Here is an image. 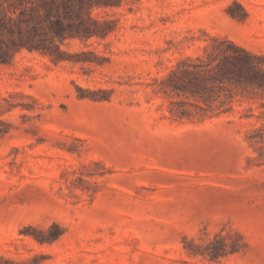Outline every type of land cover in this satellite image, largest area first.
Segmentation results:
<instances>
[{"label":"rangeland","instance_id":"374dc122","mask_svg":"<svg viewBox=\"0 0 264 264\" xmlns=\"http://www.w3.org/2000/svg\"><path fill=\"white\" fill-rule=\"evenodd\" d=\"M95 13L117 29L64 46L82 61L23 51L0 65V264H264L249 104L180 120L159 91L212 36L264 54V0ZM214 242L226 253L211 260Z\"/></svg>","mask_w":264,"mask_h":264},{"label":"trees","instance_id":"16d2710c","mask_svg":"<svg viewBox=\"0 0 264 264\" xmlns=\"http://www.w3.org/2000/svg\"><path fill=\"white\" fill-rule=\"evenodd\" d=\"M139 1L0 0V65H11L23 51L47 56L55 64L80 62L81 54L71 55L64 46L106 39L117 29L116 19L95 12ZM210 41L201 55L179 60L160 81L169 112L180 120H201L232 114L248 103L241 118L255 122L247 138L264 153V54L248 51L227 37L212 36ZM216 244L201 254L207 253L211 260L224 255L225 248Z\"/></svg>","mask_w":264,"mask_h":264}]
</instances>
